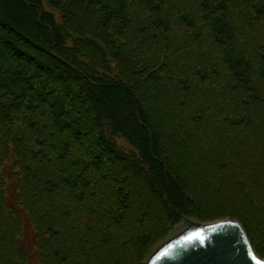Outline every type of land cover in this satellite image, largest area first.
Wrapping results in <instances>:
<instances>
[{"label":"trees","instance_id":"obj_1","mask_svg":"<svg viewBox=\"0 0 264 264\" xmlns=\"http://www.w3.org/2000/svg\"><path fill=\"white\" fill-rule=\"evenodd\" d=\"M43 1L0 0V264H134L155 216L210 197L252 241L264 0H71L90 37H60Z\"/></svg>","mask_w":264,"mask_h":264},{"label":"rangeland","instance_id":"obj_2","mask_svg":"<svg viewBox=\"0 0 264 264\" xmlns=\"http://www.w3.org/2000/svg\"><path fill=\"white\" fill-rule=\"evenodd\" d=\"M63 1L64 0H59V2L57 0H44L42 2L44 10H46L49 14H51V16L53 17V19L56 23V26L60 29V37H90V36H86V34L81 35V34L77 33L80 30H83V28L86 26L85 23L87 21L86 20V21L80 22V20H81V19H79L80 9H79L78 5H76L71 0H70V2H68V1L63 2ZM91 1L94 4L96 2V0H91ZM76 9H77V11H76ZM93 16L95 19H100L99 20V28L102 30L106 29L107 24L105 23L106 22L105 18H103V13L100 12V13H97L96 15H93ZM65 20H67L71 24V26H73L74 28H77V31H75V33H73V34H67L66 33L65 29L61 25L62 24L61 22H63L65 24ZM115 37H117V36H115ZM86 45L89 48H82L81 47V50L86 49V50L90 51V53H92L93 56L95 55V57L97 55L98 56L103 55L105 57L106 63L104 64V69H107L109 67L114 68L116 66L115 65V59L111 58L107 54H106L107 56L104 55L103 50L99 46H94L93 44H87V43H86ZM79 49H77L75 51L73 42H71L70 40H68L66 42V50L70 54H76V59L80 62L81 57L79 55L81 52L78 53ZM102 60H103V58H102ZM102 60H101V62H102ZM81 68H83V67H81ZM102 70L103 69H101V71ZM1 124H2V118L0 116V130H1ZM118 143L123 148V149H120V151H122V152L126 151L124 149L129 148L128 143L123 139H119ZM240 144L242 146H244V144H242V142H240ZM240 144H239V146H240ZM261 144L263 147L260 148V150L258 148H251L249 146L248 147L251 150H254V151L258 150L259 152L264 154V143H261ZM210 150L211 151L209 152V155L216 153V150H212V149H210ZM138 161L142 163L141 159ZM221 165H225V164L222 163ZM155 171H156V173L153 174L152 179L155 182L157 181L156 183H158V180H157L158 178H156L155 175H159L160 170L157 171L155 169ZM159 179H160V175H159ZM252 180L253 179L249 178V181H252ZM225 193H228V192L226 191ZM227 198L228 197H226V196H221L222 202L220 204L215 202L213 197L204 198V199H207L208 201H206L204 199H201L198 202L191 201V203L189 204V207H190L189 212H188L189 215H186L185 218H187V219H189L195 223H199V224L211 223V222H216L219 220H225L227 218H221V216L223 215V213H225L226 211L229 210V208L227 206H225V202H224ZM173 219H174V222H172V219H169V218L160 219L157 216H155L153 218V220L148 224V225L153 226L150 228V229H152V232L150 234L146 235V238L149 239L150 241L146 242L147 247H145L142 252H139V253L145 254L144 259H143V261L137 260L134 264H146L150 255L153 253V251L159 245H161L163 242H165L168 238L177 234L178 230L180 228H182L184 222H183L182 217L180 218L178 215L175 216ZM165 220H167V221L164 222ZM233 220H235V219H233ZM183 227H185V226H183ZM155 229L158 232L155 231ZM153 230H154V232H153ZM156 233H157V235L155 236ZM25 240L27 241L26 237H25ZM250 244H251V247H252L254 253L259 258L264 259V219L253 227L252 241L250 240ZM148 245H149V247H148ZM127 246L130 249V246L129 245H127ZM46 248H47V246L43 247L42 250L45 251ZM48 248H49V245H48ZM124 249H126V247H124ZM31 251H33V249ZM39 252H40V249H39ZM33 256H34V261H35L36 260V253L33 252Z\"/></svg>","mask_w":264,"mask_h":264},{"label":"water","instance_id":"obj_3","mask_svg":"<svg viewBox=\"0 0 264 264\" xmlns=\"http://www.w3.org/2000/svg\"><path fill=\"white\" fill-rule=\"evenodd\" d=\"M183 222L188 228L159 245L146 264H264L236 220Z\"/></svg>","mask_w":264,"mask_h":264},{"label":"bare ground","instance_id":"obj_4","mask_svg":"<svg viewBox=\"0 0 264 264\" xmlns=\"http://www.w3.org/2000/svg\"><path fill=\"white\" fill-rule=\"evenodd\" d=\"M187 228L186 227H182L178 230L177 234H180L182 233L183 231H185Z\"/></svg>","mask_w":264,"mask_h":264}]
</instances>
